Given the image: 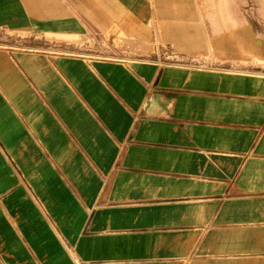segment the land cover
<instances>
[{"label": "crops", "instance_id": "obj_1", "mask_svg": "<svg viewBox=\"0 0 264 264\" xmlns=\"http://www.w3.org/2000/svg\"><path fill=\"white\" fill-rule=\"evenodd\" d=\"M91 29L217 67L0 46V264H264V0H0Z\"/></svg>", "mask_w": 264, "mask_h": 264}, {"label": "built area", "instance_id": "obj_2", "mask_svg": "<svg viewBox=\"0 0 264 264\" xmlns=\"http://www.w3.org/2000/svg\"><path fill=\"white\" fill-rule=\"evenodd\" d=\"M11 44H0V46H10L12 48H24L35 51H43L53 55H70L85 58L89 61L101 59L118 62H132L138 60L152 61L159 64H172L189 67H217L207 63L196 56H187L175 52L170 48H163L159 52L152 54H140L132 51L127 46L108 38L97 29H91L88 36L77 42L50 40L45 38H33Z\"/></svg>", "mask_w": 264, "mask_h": 264}, {"label": "rangeland", "instance_id": "obj_3", "mask_svg": "<svg viewBox=\"0 0 264 264\" xmlns=\"http://www.w3.org/2000/svg\"><path fill=\"white\" fill-rule=\"evenodd\" d=\"M34 36L32 35H26V34H19V33H14V32H8L5 30H0V44H11V43H21L24 41H27L31 39L34 41ZM70 38H74L73 36H70ZM199 58V57H198ZM202 60H205L207 63L215 65L211 63L209 60L200 58Z\"/></svg>", "mask_w": 264, "mask_h": 264}]
</instances>
